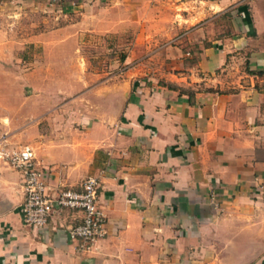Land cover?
Here are the masks:
<instances>
[{
  "label": "crops",
  "instance_id": "crops-1",
  "mask_svg": "<svg viewBox=\"0 0 264 264\" xmlns=\"http://www.w3.org/2000/svg\"><path fill=\"white\" fill-rule=\"evenodd\" d=\"M195 1L0 0V74H66L85 34L132 35L127 77L95 86L88 105L50 109L22 147L1 151L31 148L55 185L98 177L108 234L79 252L69 231L82 212L27 225L22 173L4 156L14 170L0 162V264H264V73L228 80L243 55L264 69V36L247 0H199L201 22ZM232 7L239 35H213L212 9ZM25 17L38 31L16 33ZM26 44L39 56L20 53ZM217 71L219 91L194 87Z\"/></svg>",
  "mask_w": 264,
  "mask_h": 264
},
{
  "label": "rangeland",
  "instance_id": "rangeland-1",
  "mask_svg": "<svg viewBox=\"0 0 264 264\" xmlns=\"http://www.w3.org/2000/svg\"><path fill=\"white\" fill-rule=\"evenodd\" d=\"M194 4V21L201 22L202 18H207L203 14L206 4L199 0L195 1ZM246 4L251 20L258 24L259 32L255 30L253 35L259 33L264 36V0H247ZM234 8H227L219 11L220 13H214L215 11L212 9L211 18L214 23L211 29L213 35L223 33L239 35L236 26L238 15ZM74 18L75 16L71 14L63 20L70 21ZM27 20L28 17H25L19 21L18 28H15L16 33L30 35L38 31L37 28H29L26 25ZM131 36L130 34L123 37L117 34L104 36L85 34L83 37L84 45L81 48L84 59H76L70 63L73 70L69 68L66 74H0V162L4 164L5 173L6 170L13 171L14 169L10 168V164L6 163L7 160L3 159L5 155L2 157L1 151L24 145L28 122L35 119L36 124L43 127L44 122L41 120L50 109H57L56 107L65 101L76 99L80 101L82 106L88 105L91 90L95 86L109 80L117 82L127 77L126 72L130 64L124 50H126V43H128V39H131ZM26 45V48H23L20 53L25 54L26 58L39 56L38 46L35 44ZM19 63L21 62L19 61ZM78 66L82 69H77ZM252 67L248 57L243 55L240 59H236V62L230 65L229 82L234 86L238 84L239 78H242L243 81L249 80V76L245 75L246 72L264 73V69L259 71ZM75 69L79 70L80 73L75 72ZM262 80L264 81V79ZM199 82L194 83V87L220 90L218 71L215 74L204 76V82ZM187 91L193 92L191 89ZM97 94H100V91ZM78 107L80 108V106ZM28 108H31L29 113L27 112ZM227 230H234V225H228Z\"/></svg>",
  "mask_w": 264,
  "mask_h": 264
},
{
  "label": "built area",
  "instance_id": "built-area-1",
  "mask_svg": "<svg viewBox=\"0 0 264 264\" xmlns=\"http://www.w3.org/2000/svg\"><path fill=\"white\" fill-rule=\"evenodd\" d=\"M5 157L21 171L24 201L23 221L34 228H44L56 211L64 209L82 212V218L69 231L79 242L78 251L89 250L95 241L108 234V218L99 205L100 181L88 176L79 189L55 185L45 177V169L35 161L29 147L6 152Z\"/></svg>",
  "mask_w": 264,
  "mask_h": 264
}]
</instances>
